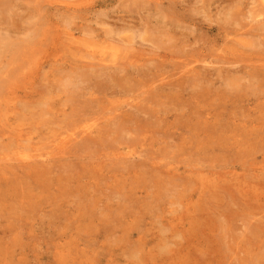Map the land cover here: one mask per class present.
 <instances>
[{"label":"rangeland","instance_id":"1","mask_svg":"<svg viewBox=\"0 0 264 264\" xmlns=\"http://www.w3.org/2000/svg\"><path fill=\"white\" fill-rule=\"evenodd\" d=\"M232 2H238L235 20L227 14ZM6 5L7 14L0 8V163L15 168L0 177V264H264V129L254 131L258 136L251 140L250 131L236 128L233 134L229 124L233 118L256 126L264 121V111L257 109L264 108L263 87L258 93L254 87L251 103L234 105L224 97L226 106L213 108L217 98H210V109L191 112L198 122L203 109L220 113L215 129L224 134L219 138L210 129V143H199V128L191 146L180 145L196 100L178 106L176 98L157 107L161 125L139 113L147 134L167 132L147 141L132 130L139 121L120 128L119 121H111L121 109L112 106L151 82L156 86L157 73L172 81L167 76L174 61L151 62V53H171L177 62L184 39L192 48L211 47L216 32H206L207 25L221 24L232 38V31L245 32L241 48L263 52L264 31L250 30L257 26L251 12L259 8L257 0H10ZM220 11L228 17L217 18ZM192 19L204 28L195 29ZM113 46L118 55H140L143 61L122 71L119 64L107 61L102 68L89 58L94 51L108 60ZM111 83L121 92L102 91ZM98 117L104 121L89 137L61 144L63 136ZM127 151L141 152V158L127 159ZM17 154L29 157L21 160L27 167L10 160ZM154 166L161 172H153Z\"/></svg>","mask_w":264,"mask_h":264},{"label":"bare ground","instance_id":"2","mask_svg":"<svg viewBox=\"0 0 264 264\" xmlns=\"http://www.w3.org/2000/svg\"><path fill=\"white\" fill-rule=\"evenodd\" d=\"M4 1V0H3ZM10 0H8L6 3H8ZM106 2V1H104ZM102 2V3H104ZM5 2L2 3V0L0 1V5L2 7H4L3 9V12L5 10V7L6 9L8 10L9 7H7ZM234 3V2H232ZM230 3V4H232ZM257 3H258V9L256 11H254L255 9L252 8L251 12L253 11L254 13L252 15H255V18H258L257 20L253 19L254 21H256L255 23L257 24V26H253L252 29H250L251 27H249L250 30H252V32H262V30L264 31V0H257ZM81 4V3H80ZM229 4V7L232 9H230V12L227 13L229 14V16H231V19L230 20H235L236 17L233 16L236 14L237 10H234L238 4V2L232 4L230 6ZM76 5H79V4H76ZM228 5V4H227ZM206 6V5H205ZM204 6V8H205ZM219 6V5H218ZM74 8H77V6H75ZM219 8V7H218ZM223 8V7H222ZM225 8V7H224ZM228 8V7H226ZM249 8V7H248ZM203 9V7H202ZM237 9V8H236ZM11 11V9H9ZM8 10V12H9ZM222 10V9H221ZM1 11V10H0ZM6 11V10H5ZM205 11V10H204ZM207 11V10H206ZM216 11V10H215ZM219 11V10H218ZM224 11V10H223ZM233 11V12H232ZM235 11V12H234ZM2 12V13H3ZM82 12V11H81ZM232 12V13H231ZM226 13H223V12H216V16L217 18L220 19V17H218L220 14H223L224 16H226ZM249 13V12H248ZM1 14V12H0ZM6 14H7V11H6ZM245 14V13H244ZM5 14L3 13L2 16H4ZM207 15V13H206ZM205 15V16H206ZM238 15V12L237 14ZM209 16V15H208ZM211 17V16H210ZM228 17V15L226 16ZM232 17H235L234 19ZM213 18V17H212ZM230 18V17H229ZM239 16H238V19L239 20ZM210 19V18H209ZM208 18H205L206 21H209ZM222 19V18H221ZM204 20V19H202ZM204 20V21H205ZM203 21V22H204ZM216 21V20H215ZM220 21V20H219ZM189 22H192L191 24H193V26H195V29H203L204 28V25H202V21H196V19H192V20H189ZM218 22V20H217ZM222 22V20H221ZM226 22L227 19H226ZM235 22V23H234ZM233 25L235 24H240L239 22L236 23V21H233ZM227 24V23H225ZM224 24V26H225ZM229 24V23H228ZM242 24V23H241ZM255 24V25H256ZM220 25V27H213V26H208L207 27L205 26V30L206 32L210 33V32H213L215 31L216 34L214 35V38L212 39V43L214 45V47L222 42V45L221 47H219L220 49H216L215 51L212 49V46L211 47H207V46H202L200 45L199 47L197 48H192L191 45L189 43H186V39L183 38V36L181 37V35H179L181 37V40H183V42L181 43V49L182 50V53H183V56H181L182 58L180 57H177L175 58L177 60V62L174 60V57L172 56L171 53L167 54V53H164V51H162L161 53L162 54H159V53H156L157 51L155 52H152L151 53V58L149 60L152 61H155V60H164L165 62H167L166 60H168V64H172L173 62V68H170L172 69V71H170L171 73H169V75L166 73L167 78L170 80L172 79V81H164V77L162 78L158 73H157V76L155 78L156 81L158 82V84L156 86H154L153 84L155 83H152L151 81V84L147 86L146 88V85L143 86L145 87L146 89H144V91H141L140 93L138 94H134L133 96L127 98L126 100H122L120 101L119 103H117L118 101H109V103L113 104V102H116L118 104V107L117 106H112V108H115V110L117 108H121L120 111L118 113H115V114H118L116 116H112L110 114L111 110H109V114L113 117L111 118V121L112 122H118L116 125L120 128L124 126V124L127 122V121H136L138 122L140 117H138L137 115L140 113V114H143L144 116L146 115V118H143L144 121H149V123L151 124V119L154 120L153 122V125H158V122H159V119H160V114H158L159 111H161L159 109L158 111V108L157 107H160L164 104H166L167 102L169 101H175L176 98H180L181 99V102H176L178 103L177 105L179 106V104L181 105H185V102L186 101H190V100H196L195 102V106H192L193 104H191V110H190V114L187 118H190V123H192L191 126H186V125H183V130L186 131L184 132L185 134H181L180 135V145L181 146H186L188 145L191 146L195 140H197L196 138L194 139V136H193V132H196L197 130H199L200 128V131H197L196 135L197 137L198 136H202V140L201 142L199 143H210L212 142V139L214 138H210L208 136V134L213 132V134L215 135H218L219 138H222L223 137V132H219L220 129H215L217 127H219V121H216L219 116H216V115H220L219 112H217L216 114H213V115H210V113L208 112L209 109L211 107L215 108V107H225L226 106V103L227 102H224L222 101L223 98H227L228 101L230 102V104H237L239 103L240 104V101L241 103H245V104H248V103H251L253 102L254 100H252V96L255 97V94L253 93V90H254V87H256V92L258 90V92L260 91V88L261 89H264V51L263 52H247L249 49H247L246 51V48L242 49L243 47V42L244 40L241 38V36H245L247 35L245 32H240V33H236V30L235 31H232L233 32V35L234 38L231 37V32H227L222 29L223 26H221V24H218ZM223 25V24H222ZM243 25V24H242ZM239 27L240 29L243 30V27ZM230 26V25H229ZM245 26V25H244ZM262 26V27H261ZM228 27V26H227ZM226 27V29H227ZM225 28V27H224ZM229 30V29H228ZM246 30V29H245ZM237 31H239L237 29ZM249 31V30H248ZM117 34V33H116ZM137 34H140V33H137ZM142 34V33H141ZM249 34H251L252 36H255L257 34H252L249 32ZM259 34V33H258ZM261 34V33H260ZM259 34V35H260ZM183 35V34H182ZM264 35V34H263ZM138 36V35H137ZM166 36H169L166 34ZM165 36V37H166ZM174 36V35H173ZM240 36V38L238 37ZM258 36V35H257ZM141 37V35H139V38ZM171 37V36H170ZM170 37H166L168 40L170 39ZM165 38V39H166ZM172 38V37H171ZM183 38V39H182ZM232 38V39H231ZM158 39V38H157ZM178 39V38H177ZM235 39L238 41L236 44V46L239 45V48L241 49H238V47L236 46H232L233 43V40L235 41ZM259 39V38H258ZM145 40L143 39L142 37V41ZM180 40V39H179ZM194 42H196L197 40H195L194 38L192 39ZM256 41H258L257 39H255ZM260 40V39H259ZM166 41V40H165ZM170 41V40H169ZM173 41V40H172ZM174 42V41H173ZM180 42V41H179ZM193 42V44H194ZM199 42V41H198ZM264 42V41H263ZM150 45L152 44L151 42H149ZM154 43V41H153ZM164 43V42H163ZM168 43V42H167ZM172 43V42H171ZM192 43V42H191ZM197 43V42H196ZM195 43V44H196ZM216 43V44H215ZM248 42L244 43V44H247ZM255 43V42H253ZM259 43V42H257ZM155 44V43H154ZM170 44V42H169ZM211 44V43H210ZM263 44V43H262ZM149 45V47H150ZM168 45V44H167ZM173 45V44H172ZM242 45V46H240ZM258 45V44H257ZM117 46V45H116ZM155 46V49H158L159 45H153V47ZM193 46V45H192ZM245 46V45H244ZM247 46V45H246ZM258 46H262V45H258ZM115 46L113 47H110V49L112 48L111 50V53H110V58L108 60H106L103 56H99L98 58H96L95 56L97 55L96 52L92 51L91 54H90V59H95L96 60V65L104 68L107 63V61H109L110 64H119L118 67L119 69H121L122 71L126 70V66H133L136 62H141L143 61V58H140V55L139 56H136V55H133V56H122V55H118L117 54V50H119V48L116 49L114 48ZM169 47H171L169 45ZM194 47V46H193ZM218 47V46H217ZM148 48V47H147ZM251 48V47H250ZM264 46H262V48L260 49H263ZM162 49V48H161ZM253 49H255L253 47ZM160 50V49H159ZM165 50V49H164ZM245 50V51H244ZM151 51V49H150ZM161 51V50H160ZM128 55V53H127ZM130 55V54H129ZM181 55V54H180ZM179 55V56H180ZM142 56V55H141ZM171 56V57H170ZM178 56V54H177ZM105 59V60H104ZM142 59V60H141ZM122 60V61H120ZM122 63H120V62ZM94 62H92L90 65H94L93 64ZM143 63V62H142ZM151 64V63H150ZM126 65V66H125ZM137 65V64H136ZM145 65V63H144ZM152 65V64H151ZM154 65V68L156 67L155 64L153 63ZM152 65V66H153ZM163 65V64H162ZM167 65V64H165ZM88 66V65H87ZM140 66V65H139ZM146 67H148V65H145ZM159 66V65H158ZM114 67V66H113ZM136 67V66H135ZM134 67V68H135ZM165 67V66H164ZM168 67V66H167ZM138 68V67H137ZM143 68V67H142ZM153 68V69H154ZM158 68V67H157ZM146 69V68H144ZM149 69V68H147ZM153 69L151 71H153ZM162 69V67L160 68ZM120 70V71H121ZM139 71V70H138ZM141 71V70H140ZM167 71H169V67L167 69ZM145 72V70H144ZM148 72V71H147ZM138 73V72H137ZM150 73V72H149ZM164 73V74H165ZM109 75V74H108ZM112 75V74H111ZM155 75V74H153ZM152 76V74H151ZM160 76V78H159ZM172 77V78H171ZM174 78V79H173ZM110 81H113L110 79ZM109 82V81H108ZM114 82V81H113ZM155 82V81H154ZM102 84V83H100ZM99 84V85H100ZM109 84V83H107ZM103 85L102 87L100 86V88H102L101 90L103 92H106L108 90H110V93L111 95H115V94H118L121 92L122 88H118L115 84L111 83V85ZM149 84V82L147 83ZM186 85V86H184ZM99 87V86H98ZM221 88V89H220ZM229 88V89H228ZM257 92V93H258ZM260 92H263L264 93V90H261ZM103 94V93H102ZM101 94V95H102ZM260 94V93H259ZM144 95V96H143ZM94 96V95H93ZM218 96V97H217ZM258 96V95H256ZM174 97V99L172 98ZM186 97V99H185ZM93 98V97H91ZM210 98H217L215 100V102L217 104H213L210 106H208V100ZM100 99V98H98ZM256 99V98H255ZM106 100V98H105ZM169 100V101H168ZM257 100V99H256ZM95 101V100H94ZM221 101V102H220ZM227 101V100H226ZM173 103V102H172ZM123 104V105H122ZM140 104H147L149 105L151 108H152V112L150 113L149 111H144L145 109H143L144 107L143 106H139ZM187 104V103H186ZM238 104V105H239ZM169 105H171V102L169 103ZM188 105V104H187ZM210 105V104H209ZM215 105V107H214ZM189 106V105H188ZM231 106V105H230ZM125 107H128L129 110H123ZM156 107V109H155ZM171 107V106H169ZM181 107V106H180ZM205 107H209V109H203V112L201 114H199L197 112L198 115H200L202 118H201V121L198 122L196 119L198 117H193L191 115V112L193 111V113H196V110L197 108H205ZM228 107V106H227ZM235 107V106H234ZM239 107L241 108V106L239 105ZM111 108V109H112ZM151 108L149 109L151 111ZM168 108V107H167ZM166 108V109H167ZM178 108V107H177ZM183 108V107H182ZM229 108V107H228ZM239 108V110H240ZM244 108V106H243ZM126 109V108H125ZM131 109H133V111H131ZM165 109V110H166ZM172 109V108H171ZM169 109V110H171ZM179 109V108H178ZM184 109V108H183ZM182 109V110H183ZM256 109V108H254ZM258 111H260L259 113H261V111H264V108H257ZM108 110V109H107ZM148 110V109H146ZM163 110V109H162ZM214 110V109H213ZM168 111V110H167ZM185 111H188V110H185ZM225 111V110H223ZM234 111V110H233ZM257 111V112H258ZM106 112V111H105ZM108 112V111H107ZM113 112V111H112ZM163 112V111H162ZM161 112V113H162ZM166 113V112H165ZM169 113V112H168ZM187 113V112H186ZM106 114V113H104ZM103 114V115H104ZM108 114V113H107ZM139 114V115H140ZM164 114V113H163ZM177 114V113H175ZM234 114V113H233ZM109 115V116H110ZM173 115V114H172ZM191 115V116H190ZM246 115V114H245ZM107 116V117H109ZM164 116V115H163ZM175 116V115H174ZM232 116V115H231ZM238 116V115H237ZM236 116V117H237ZM101 117V116H100ZM103 117V116H102ZM106 117V118H107ZM177 117V116H176ZM181 117V116H180ZM105 118V117H103ZM103 118H97L94 120L93 124H89V125H86L84 126V128L74 132V133H70L68 135H65L61 138V144L63 145L64 142L67 143L71 140H74L75 138L77 137H82V139H85L86 137H89V134L92 132L90 131L91 128H100L99 124L101 125V121L103 122L104 119ZM105 118V120H106ZM142 118V117H141ZM173 118V117H171ZM186 117H184L185 119ZM200 118V117H199ZM231 118V117H230ZM229 118V120H231ZM242 118V117H241ZM100 119V121L98 122V120ZM103 119V120H102ZM166 119V118H164ZM177 119V118H176ZM141 120V119H140ZM167 120V119H166ZM183 120V119H182ZM203 120V121H202ZM109 121V120H108ZM108 121L106 122V124L108 123ZM185 121V120H184ZM130 122V123H131ZM140 122V121H139ZM138 122V123H139ZM172 122V121H171ZM181 122V121H180ZM218 122V123H217ZM142 122H140L139 126H137L135 129L132 128L133 131H137V134L139 133V137L138 138L139 140L141 141H147L149 138L152 139L153 136H155L156 134L159 136L161 134H166L165 131L164 133H161L154 130L152 132H149V134H147V131L146 129L142 126L141 124ZM160 123V122H159ZM182 123V122H181ZM184 123V122H183ZM203 123V124H202ZM254 121L252 120H246V121H240L238 119H235L233 118L232 121L229 123L230 126H232V131H233V134L236 133V128H240L242 129L243 131H250L253 135H254V131L256 130H259V129H264V121H261L259 123V126L253 124ZM105 124V123H104ZM103 124V125H104ZM177 124V123H176ZM175 124V125H176ZM185 124V123H184ZM135 125V124H134ZM137 125V124H136ZM161 125V123H160ZM178 125V124H177ZM105 126V125H104ZM110 126V125H109ZM152 126V125H151ZM103 127V126H102ZM129 127H130V124H129ZM128 129H131V127ZM135 127V126H133ZM158 127V126H157ZM177 127V126H176ZM226 127V125H225ZM224 127V128H225ZM113 128V127H112ZM223 128V129H224ZM158 129V128H157ZM161 129V127H160ZM212 129V130H210ZM210 130V131H209ZM231 130L229 132H231ZM239 131V130H238ZM171 132V131H170ZM254 132V133H253ZM169 133V132H168ZM264 133V132H263ZM172 134V133H171ZM174 134V133H173ZM239 135L240 134V131L238 133ZM250 133H247V135H252ZM258 133H256L252 138L251 140H254L255 139V136H258L257 135ZM260 134V133H259ZM179 135V133H178ZM143 136V138H142ZM148 136V137H147ZM169 137L171 135H168ZM174 136V135H173ZM19 137H21V135L19 134ZM161 137V136H160ZM168 137V139H169ZM179 137V136H178ZM165 137H163L164 139ZM167 138V137H166ZM171 138V137H170ZM218 138V139H219ZM249 138V137H248ZM167 139V140H168ZM173 138H171V140H173ZM205 139V140H204ZM218 139H215L218 141ZM29 139L28 138H25L23 141L27 143ZM176 140V138H175ZM173 140V141H175ZM193 140V142H192ZM220 140V139H219ZM236 140V139H234ZM22 141V142H23ZM63 141V143H62ZM154 141V139H153ZM214 142V141H213ZM160 143H164L167 145V142L166 140H163L161 141ZM215 144V143H214ZM62 145H60L59 147H57V153L58 154H61L62 152ZM169 145V144H168ZM258 145V144H257ZM170 146V145H169ZM183 148V147H182ZM187 148V147H186ZM221 148V147H220ZM220 148H217V149H220ZM188 149V148H187ZM205 150V149H204ZM141 151V150H140ZM144 154V153H143ZM141 155V152H134V151H127L125 152V158L129 159V158H132L134 156H137V157H140ZM36 157V155H35ZM38 157H42V155L39 154ZM143 157H146V154H144ZM32 158V157H31ZM141 158V157H140ZM173 158V157H172ZM200 158V157H198ZM26 159H29V157L27 158L26 154H23V155H20V154H17L16 157L13 156V158H10V160H17L19 163V166H22V168L24 167H27L28 163H21V160H26ZM6 160V159H5ZM4 160V162H5ZM45 162V161H43ZM40 163V162H38ZM141 163V162H140ZM143 163L141 164H138V165H142ZM15 165V164H14ZM13 164H10L9 162H6V163H0V177H3L4 175L7 174V172L11 173V169L15 168ZM137 165V166H138ZM19 166H16L19 167ZM153 172H161L160 168H155V166L152 168ZM163 171V170H162ZM164 172L166 174L170 173L168 169H165ZM155 173V174H156ZM158 177L161 176V173H158L157 174ZM202 186V184H201ZM175 236H176V233H175Z\"/></svg>","mask_w":264,"mask_h":264}]
</instances>
